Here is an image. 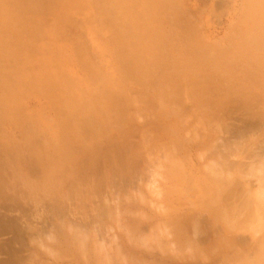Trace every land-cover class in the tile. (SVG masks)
<instances>
[{"label": "rangeland", "instance_id": "1", "mask_svg": "<svg viewBox=\"0 0 264 264\" xmlns=\"http://www.w3.org/2000/svg\"><path fill=\"white\" fill-rule=\"evenodd\" d=\"M255 237L264 0H0V264H243Z\"/></svg>", "mask_w": 264, "mask_h": 264}, {"label": "crops", "instance_id": "2", "mask_svg": "<svg viewBox=\"0 0 264 264\" xmlns=\"http://www.w3.org/2000/svg\"><path fill=\"white\" fill-rule=\"evenodd\" d=\"M257 232H258V230H257ZM254 233H256V231ZM222 236L223 235H221V238H222ZM244 239H246V238H244ZM258 239H260V237L259 238L255 237V240L250 244L249 247L248 246L247 247L240 246L239 244L237 245L238 249H240V251L242 252L241 260H242L243 264H264V243L262 245H259ZM242 241H244V240H242ZM242 243H245V242H242ZM212 246H213V244H212ZM250 254L252 255L251 260H253V261H251V262L248 261V262L244 263L243 262L244 261L243 256L245 255L247 257Z\"/></svg>", "mask_w": 264, "mask_h": 264}, {"label": "bare ground", "instance_id": "3", "mask_svg": "<svg viewBox=\"0 0 264 264\" xmlns=\"http://www.w3.org/2000/svg\"><path fill=\"white\" fill-rule=\"evenodd\" d=\"M250 257H251V256H250ZM248 258H249V257H248ZM248 258H247V259H248ZM249 261H250V259H249Z\"/></svg>", "mask_w": 264, "mask_h": 264}]
</instances>
